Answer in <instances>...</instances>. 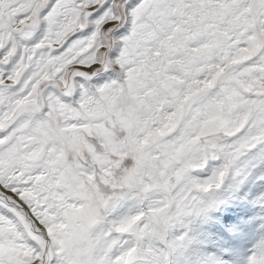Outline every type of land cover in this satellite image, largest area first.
I'll return each instance as SVG.
<instances>
[{
	"label": "snow or ice",
	"instance_id": "6c2138e0",
	"mask_svg": "<svg viewBox=\"0 0 264 264\" xmlns=\"http://www.w3.org/2000/svg\"><path fill=\"white\" fill-rule=\"evenodd\" d=\"M0 264H264V0H0Z\"/></svg>",
	"mask_w": 264,
	"mask_h": 264
}]
</instances>
